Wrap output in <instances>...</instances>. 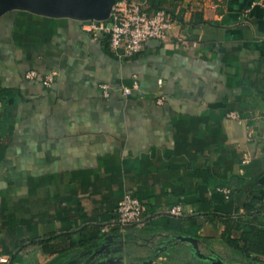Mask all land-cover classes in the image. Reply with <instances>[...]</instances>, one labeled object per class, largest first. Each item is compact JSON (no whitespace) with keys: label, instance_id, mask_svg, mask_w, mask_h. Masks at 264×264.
Instances as JSON below:
<instances>
[{"label":"crops","instance_id":"1","mask_svg":"<svg viewBox=\"0 0 264 264\" xmlns=\"http://www.w3.org/2000/svg\"><path fill=\"white\" fill-rule=\"evenodd\" d=\"M149 2L177 15L170 39L124 58L86 26L102 20L0 15V264H72L104 240L126 264H209L179 235L264 262V6ZM125 193L140 224L118 223Z\"/></svg>","mask_w":264,"mask_h":264},{"label":"built area","instance_id":"2","mask_svg":"<svg viewBox=\"0 0 264 264\" xmlns=\"http://www.w3.org/2000/svg\"><path fill=\"white\" fill-rule=\"evenodd\" d=\"M149 0H115L109 16L102 21L87 23V28L93 32H101L109 37V46L120 58L129 57L141 52L146 42L157 39L167 42L176 25L177 15L170 8H161L149 12ZM264 6V0H258ZM31 75H35L31 72ZM53 80L47 76L45 83ZM126 95L132 93V88L124 87ZM145 207L132 193H125L117 205L118 223L122 227L140 224ZM171 215H181L182 208L176 206L169 212ZM7 262L5 257H0Z\"/></svg>","mask_w":264,"mask_h":264},{"label":"water","instance_id":"3","mask_svg":"<svg viewBox=\"0 0 264 264\" xmlns=\"http://www.w3.org/2000/svg\"><path fill=\"white\" fill-rule=\"evenodd\" d=\"M115 0H0V15L11 9H29L31 11L53 15L69 16L82 20H104L109 16ZM180 241L190 245L192 253L202 262L209 264H244L230 263L216 254L204 253L199 248V239L192 236L179 235ZM109 242L104 240L96 248L81 253L72 264H126L124 243L115 249L116 255L109 252ZM109 253V254H108ZM212 253V252H211ZM86 257V258H85ZM264 264V262L259 263Z\"/></svg>","mask_w":264,"mask_h":264},{"label":"trees","instance_id":"4","mask_svg":"<svg viewBox=\"0 0 264 264\" xmlns=\"http://www.w3.org/2000/svg\"><path fill=\"white\" fill-rule=\"evenodd\" d=\"M257 236V237H256ZM253 235L252 236V238H253V240H258V239H260V237H261V234L260 235ZM261 240V239H260ZM228 242L232 245L235 241L234 240H228ZM236 244H238L237 242H235V244H233V247L235 248V249H237L238 251H240V248L239 247H237L238 245H236ZM257 247H256V249H258L259 247H258V245H256ZM248 257L249 258H251V261H252V263L254 262L255 264H259V263H262L263 261L259 258V257H252L251 255H248ZM56 261H57V259H56ZM56 262H53V264H55Z\"/></svg>","mask_w":264,"mask_h":264}]
</instances>
